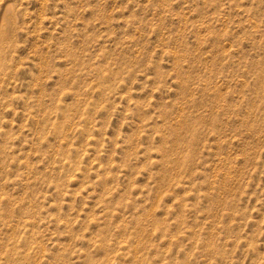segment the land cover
Returning <instances> with one entry per match:
<instances>
[{
    "label": "rangeland",
    "instance_id": "rangeland-1",
    "mask_svg": "<svg viewBox=\"0 0 264 264\" xmlns=\"http://www.w3.org/2000/svg\"><path fill=\"white\" fill-rule=\"evenodd\" d=\"M0 264H264V0H0Z\"/></svg>",
    "mask_w": 264,
    "mask_h": 264
}]
</instances>
